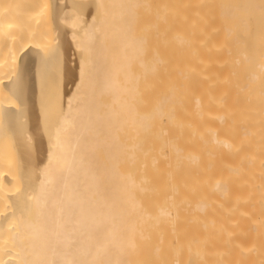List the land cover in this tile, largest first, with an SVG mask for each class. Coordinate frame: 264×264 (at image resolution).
Listing matches in <instances>:
<instances>
[{
  "label": "bare ground",
  "instance_id": "obj_1",
  "mask_svg": "<svg viewBox=\"0 0 264 264\" xmlns=\"http://www.w3.org/2000/svg\"><path fill=\"white\" fill-rule=\"evenodd\" d=\"M0 264H264V0H0Z\"/></svg>",
  "mask_w": 264,
  "mask_h": 264
}]
</instances>
